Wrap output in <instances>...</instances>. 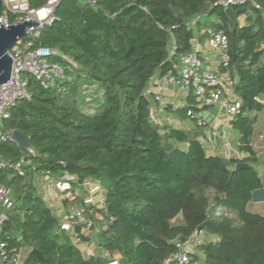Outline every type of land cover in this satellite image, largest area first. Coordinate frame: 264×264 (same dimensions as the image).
Instances as JSON below:
<instances>
[{
	"label": "trees",
	"instance_id": "obj_1",
	"mask_svg": "<svg viewBox=\"0 0 264 264\" xmlns=\"http://www.w3.org/2000/svg\"><path fill=\"white\" fill-rule=\"evenodd\" d=\"M27 1L39 10L50 0ZM219 1L58 0L54 21L29 42L31 49L55 50L49 61L61 65L66 78L43 88L24 74L30 99L18 101L1 125L26 136L29 148L0 141V184L13 201L9 210L0 208L7 257L0 264H14L21 253L18 264H164L175 242L196 230L209 240L191 255L193 264H264V214L248 208L254 192L264 191L253 147L264 112V0H253L258 9L249 2L224 9ZM208 29L223 30L229 40V70L241 100L230 120L239 134L237 155L226 158V166L222 154L203 147L206 127L187 115L201 110L193 89L179 105L164 107L177 121L190 122L187 129L153 122L145 95L150 79L174 71ZM83 86L92 88L91 105ZM22 157L30 165L19 176L13 166ZM239 164L245 167L236 169ZM64 174L103 189L102 207L87 206L85 215L94 228L96 221L106 228L77 233L100 254L86 255L60 225L82 193L75 202L56 198L60 205L52 206L36 184Z\"/></svg>",
	"mask_w": 264,
	"mask_h": 264
},
{
	"label": "built area",
	"instance_id": "obj_2",
	"mask_svg": "<svg viewBox=\"0 0 264 264\" xmlns=\"http://www.w3.org/2000/svg\"><path fill=\"white\" fill-rule=\"evenodd\" d=\"M58 0H50L47 4L39 9L32 10L27 0H3L0 8V24L9 26L11 24L29 21H35L38 26L29 28L28 33L30 39L36 38L40 34V30L54 21L53 11ZM246 2L253 3V0H221L217 4L226 9L230 5H241ZM94 4V3H92ZM257 9L258 6L254 5ZM13 17V21H10ZM206 45L213 52L215 58L218 59V69H212L206 65L199 55V45L196 39L192 40L193 51L191 53L181 55L178 58V65L173 70H168L162 76H154L150 79L145 95L151 97V120L156 122L155 111L156 104H161L164 97L166 87L172 86L180 90L186 96L191 89L194 90L197 107L201 109L199 112H188V117L195 121L199 126L206 128L211 127V115L208 113L209 108L216 110L218 115H227L229 119L239 113L241 108V100L235 93L236 79L231 75L229 70V40L223 30L206 31ZM175 52L173 43L169 46V57ZM55 50L47 48L31 49V43L18 41L10 50V56L13 60V82L0 86V141H11L12 131H3L1 129L2 122L9 118L10 110L20 100H29L30 95L26 90V81L22 78L23 74L35 79L43 88H49L55 85L56 81L64 80V68L49 58L56 56ZM89 90L92 93L91 87ZM87 102L91 100L86 99ZM221 136L215 131V137ZM219 138V137H218ZM209 140L203 139V147L206 149ZM225 143L221 146L223 153L226 152ZM228 158V156H225ZM4 166L3 163L0 164ZM30 165L28 157L20 158L14 164V170L19 176L24 175L23 168ZM43 196L52 206L55 205L53 198L65 199L68 202H75L79 194L82 193V202L73 205L60 218L62 228L71 231L72 239L78 246L81 244L77 233L87 236L94 228L93 223L85 215L87 206H95L101 208L104 197L101 185L93 180L87 179L81 183L77 182L75 176L64 174L58 179H49L44 177ZM40 181H36L39 187ZM76 184V186H73ZM54 196V197H53ZM13 205L10 189L0 184V208L9 210ZM6 215L0 213V225L4 222ZM76 227H80L79 232L75 231ZM209 240L201 230L194 231L185 241L175 242V252L167 257L164 264H193L191 255L195 254L197 249ZM7 260L4 245L0 246V263ZM20 255L11 260L12 263L18 264ZM108 264H118V259H112Z\"/></svg>",
	"mask_w": 264,
	"mask_h": 264
},
{
	"label": "crops",
	"instance_id": "obj_3",
	"mask_svg": "<svg viewBox=\"0 0 264 264\" xmlns=\"http://www.w3.org/2000/svg\"><path fill=\"white\" fill-rule=\"evenodd\" d=\"M195 39L199 45V49H200L199 54H200L201 58L204 60V62L206 63V65L210 66L214 70L218 69V59L214 57L213 52L206 45V40L204 39L202 42H200L198 40V37H196ZM184 98H185V96L180 92V90L178 88L172 87V86L166 87V89L164 91L163 101L161 104L158 105V107L156 108V111L154 113L157 120L160 122V120L158 119L160 116L172 118L171 115L167 114L164 111V107L166 105H172V106L179 105L183 101ZM208 113H210L209 110H208ZM210 115H211V124L212 125H211V127L205 129V134H206L205 138H206V140H209V142H207L208 145L206 147V151H208L211 154H214V153L219 154V151L223 152V150L220 146V143L218 141V137H221V136L215 137V131H217L218 133L220 132L219 134H221V132L223 130H225L227 128V126L230 127V120L229 121L228 120L223 121V120L219 119L218 115L216 117H214L211 113H210ZM226 123H227V125H226ZM177 124H178V126L175 125L172 127L187 129L191 126V123L188 121L187 122L177 121ZM62 211L63 210L59 209V212H62ZM105 228H106V224L104 222L96 221L93 233L101 231ZM79 248L86 255H90L93 253L94 254H100L101 253V249L98 248L96 246L95 242H93V241L83 242L79 245ZM23 259H24V253H21L20 254V262Z\"/></svg>",
	"mask_w": 264,
	"mask_h": 264
},
{
	"label": "water",
	"instance_id": "obj_4",
	"mask_svg": "<svg viewBox=\"0 0 264 264\" xmlns=\"http://www.w3.org/2000/svg\"><path fill=\"white\" fill-rule=\"evenodd\" d=\"M3 5V0H0V8ZM38 23L35 21H25L21 23L4 26L0 24V86L8 81L13 82V60L10 56V50L17 44L18 41L30 40L28 33L29 28H35ZM11 141L16 143L20 148L27 150L29 148L28 139L26 136L18 132L11 133ZM223 166L227 165L226 158H222ZM67 165L66 167H69ZM245 165H237L236 169L244 168ZM253 200L258 202L264 200V191L257 190L254 192ZM80 227H76L75 231L79 232Z\"/></svg>",
	"mask_w": 264,
	"mask_h": 264
},
{
	"label": "rangeland",
	"instance_id": "obj_5",
	"mask_svg": "<svg viewBox=\"0 0 264 264\" xmlns=\"http://www.w3.org/2000/svg\"><path fill=\"white\" fill-rule=\"evenodd\" d=\"M200 21L203 24L205 22V17H201ZM22 78L23 79L25 78L24 74L22 75ZM86 87L87 86H83L82 88L84 99L91 100L92 99V97H90L91 91L89 90V88ZM87 103L88 105H91L90 102ZM208 110L214 117L218 115V113L213 108H209ZM218 117L220 120L223 121L231 120L227 115H218ZM158 119L160 120L161 125L169 124L171 126H175V125L178 126L176 119H173V117L171 118V117L160 116ZM238 137H239L238 132L233 130L231 127L227 126V128L221 132V137L218 138L220 146H222L224 142L227 151L224 153L222 151H219V154L223 153L222 155L224 157L237 155ZM253 147L259 159L258 170L264 175V112L258 114V121L255 126V133L253 138ZM39 185H43V181H40ZM53 202L54 203L56 202V205H60L59 200L56 198H53ZM248 208L249 211L251 212H258L260 214H264V200L258 202L253 201L251 204H249Z\"/></svg>",
	"mask_w": 264,
	"mask_h": 264
}]
</instances>
